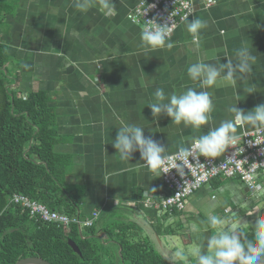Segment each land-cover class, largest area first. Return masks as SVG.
Segmentation results:
<instances>
[{
    "label": "crops",
    "instance_id": "0c3cea01",
    "mask_svg": "<svg viewBox=\"0 0 264 264\" xmlns=\"http://www.w3.org/2000/svg\"><path fill=\"white\" fill-rule=\"evenodd\" d=\"M142 1L112 0L116 14L106 15L103 0H87V10L76 7L84 0H2L6 10L0 42L7 47L13 86L22 94L45 91L55 108V148L71 159L66 182L78 192L82 216L97 210L99 226L106 220L135 223L140 227L137 237L168 259L171 249L164 240L172 233L193 232V224L210 233L203 211L227 199L248 201L258 190L238 176H218L191 194L183 210L164 212L155 204L170 191L163 175L145 167L139 150L130 161L121 160L112 141L120 127L137 125L146 138L165 148L166 156L234 119L230 108L248 112L264 104V0H216L211 5L192 0L188 21L205 23L198 46L183 20L170 36L172 47L153 51L143 45L141 23L129 17ZM242 46L255 59L250 72L236 74L235 83L218 78L216 85L201 89L188 76V68L197 62L232 60L235 67L236 50ZM158 88L166 98L188 88L210 92L211 120L196 130L172 124L163 113L154 118L148 104L155 102ZM254 128L238 127L237 135ZM98 236L108 237L104 230Z\"/></svg>",
    "mask_w": 264,
    "mask_h": 264
},
{
    "label": "trees",
    "instance_id": "16d2710c",
    "mask_svg": "<svg viewBox=\"0 0 264 264\" xmlns=\"http://www.w3.org/2000/svg\"><path fill=\"white\" fill-rule=\"evenodd\" d=\"M5 10L0 0V21ZM6 48L0 42V264L25 256H42L53 264H171L150 241L137 237L140 227L133 222L99 226L96 221L82 226L84 232L78 223L38 220L12 202L14 193H23L53 210L83 217L78 192L66 182L71 159L55 148V108L45 91L22 94L13 86ZM100 230L108 237L98 236Z\"/></svg>",
    "mask_w": 264,
    "mask_h": 264
},
{
    "label": "clouds",
    "instance_id": "9594fccd",
    "mask_svg": "<svg viewBox=\"0 0 264 264\" xmlns=\"http://www.w3.org/2000/svg\"><path fill=\"white\" fill-rule=\"evenodd\" d=\"M102 6L106 15L116 14V7L112 0H103ZM76 7L87 10V0L77 3ZM184 20L187 31L192 34L193 45H197V37L200 30L205 27V23L197 18L189 22L188 15L184 17ZM146 22L141 32V40L145 49L153 51L164 47L171 48L172 44L169 42L172 32L171 26L167 24L161 26L155 20ZM236 59L235 67L232 60H228L226 64L218 65L204 62L193 63L188 68V76L193 81H199L201 89L216 85L218 78L235 83L237 73L246 74L251 71V61L255 57L247 46H242L236 50ZM166 99L167 102L165 103ZM148 106L154 118L163 113L171 118L172 124H183L185 127L191 126L196 130L211 120L213 110L211 93L197 91L194 88H188L181 94H174L167 98L164 90L158 88L155 91V102L149 103ZM229 111L235 113L234 119L225 120L219 127L210 129L206 134L195 139L193 149L200 156L214 159L224 154L229 147H234L240 140V136L237 135L238 127L243 128L246 125L257 128L264 127V104L257 105L248 112H244L236 106L230 108ZM112 145L123 161H130L132 153L139 150L145 167L157 176L168 173L173 168L181 174L185 166L183 162L187 160L193 150L181 147L175 155V160L180 162H173V158L162 155L165 148L151 137L146 138L144 128L137 125L120 127ZM166 160L172 162L170 169L162 167ZM255 188L259 190L260 186L257 185ZM252 214L250 212L248 215ZM209 223L213 227H219H217L216 233L208 239L207 251L196 250V264H264V216L257 217L253 228L254 239L252 240L239 230L240 221H228L216 216H209ZM226 224L228 226L225 228L224 225ZM191 227L193 231H200L197 224H193ZM174 257L176 260L185 262V264H190L189 258L183 250L176 251ZM173 264H175L174 261Z\"/></svg>",
    "mask_w": 264,
    "mask_h": 264
},
{
    "label": "built area",
    "instance_id": "2783aa9c",
    "mask_svg": "<svg viewBox=\"0 0 264 264\" xmlns=\"http://www.w3.org/2000/svg\"><path fill=\"white\" fill-rule=\"evenodd\" d=\"M216 0H207L209 5ZM147 11V12H146ZM146 12V13H145ZM193 12L192 0H144L129 14V17L141 23L143 28L146 21L155 20L161 26H171L173 34L178 24L186 15ZM240 140L234 147H229L220 157L209 159L200 156L193 149L194 141L186 148L193 149L191 155L184 161L181 174L173 168L168 173H163V179L169 187V193L155 204L164 212L173 213L183 210L186 199L202 185L211 179L224 177H240L251 189L258 185L257 174L264 169V127L245 130L239 135ZM179 151L166 155L173 158ZM172 162L166 160L162 167L171 168ZM12 202L29 210L32 217L45 222L57 223L68 226L78 223L82 226H92L100 216L99 211H93L87 217L70 216L66 213L53 210L44 203L35 200L23 193H14ZM146 205L151 203L146 200Z\"/></svg>",
    "mask_w": 264,
    "mask_h": 264
},
{
    "label": "rangeland",
    "instance_id": "374dc122",
    "mask_svg": "<svg viewBox=\"0 0 264 264\" xmlns=\"http://www.w3.org/2000/svg\"><path fill=\"white\" fill-rule=\"evenodd\" d=\"M263 170L261 173L259 172L256 177L258 180V185L260 186L259 190L257 191L258 195L252 196L248 201H246L245 199H240V201L237 202L235 199H227V201L225 202V200H223L224 203H222L221 206L215 209L210 208L206 211H203V215H205L203 217H205L208 222L209 216H216L218 218L227 219L228 221H240L241 223H239L238 225L239 230L243 232L248 239H254L253 228L256 222L255 218L264 216V213L261 215L258 213V210L260 208H264ZM228 204H231V209L225 208ZM250 212H252L253 214L248 215ZM245 217L249 218L250 223L248 225H246L248 219H246ZM106 223L108 225H113V220H106ZM227 226V224L224 225L225 228ZM205 227L209 228L210 233H207L201 229L200 231L193 232H185L182 230L178 234L172 233L169 236L168 241L164 240L166 245L171 249V254L169 256L170 259L168 258L166 260H168L171 264H173V261L175 262V264H185V262L176 260L174 257V253L176 251L183 250L185 255L189 258L190 264H196V250L199 249L201 252H203V247H207L208 239L216 233L217 227L219 226L213 227L209 223L208 226L206 225ZM82 229L84 232H87V227H82Z\"/></svg>",
    "mask_w": 264,
    "mask_h": 264
},
{
    "label": "water",
    "instance_id": "95a60500",
    "mask_svg": "<svg viewBox=\"0 0 264 264\" xmlns=\"http://www.w3.org/2000/svg\"><path fill=\"white\" fill-rule=\"evenodd\" d=\"M69 243L77 253L79 254L82 253L78 244L74 240L69 239ZM15 264H53V263H51L49 260L45 259L42 256H25L18 259Z\"/></svg>",
    "mask_w": 264,
    "mask_h": 264
},
{
    "label": "flooded vegetation",
    "instance_id": "af4514ba",
    "mask_svg": "<svg viewBox=\"0 0 264 264\" xmlns=\"http://www.w3.org/2000/svg\"><path fill=\"white\" fill-rule=\"evenodd\" d=\"M258 213L261 215V214H263L264 213V208H260L259 210H258ZM257 219V217L255 218V220ZM250 222H249V218H248V220H247V222H246V225H248Z\"/></svg>",
    "mask_w": 264,
    "mask_h": 264
}]
</instances>
